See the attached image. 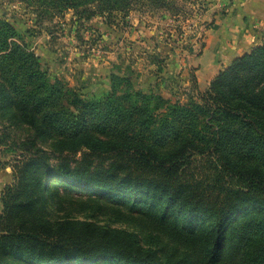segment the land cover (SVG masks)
<instances>
[{"label":"trees","instance_id":"obj_1","mask_svg":"<svg viewBox=\"0 0 264 264\" xmlns=\"http://www.w3.org/2000/svg\"><path fill=\"white\" fill-rule=\"evenodd\" d=\"M44 1L111 12L137 0ZM0 31V102L11 117L43 133L49 122L82 120L66 135L77 158L12 163L0 193V264H248L250 231L264 236V35L198 103L156 111L137 91L115 104L106 102L113 93L84 101L63 87L56 95L14 28Z\"/></svg>","mask_w":264,"mask_h":264},{"label":"rangeland","instance_id":"obj_2","mask_svg":"<svg viewBox=\"0 0 264 264\" xmlns=\"http://www.w3.org/2000/svg\"><path fill=\"white\" fill-rule=\"evenodd\" d=\"M230 3L137 0L127 10L110 12L95 4L56 10L47 8L44 0H0V25L8 23L14 28L15 41L34 55L39 71L57 86L56 95L63 87L84 101L104 100L113 93L106 102L115 104L137 91L144 95L140 103L163 111L168 105L198 103L200 95L209 90V85L204 90L199 87L196 57L214 16L225 13ZM67 99L64 93L60 103L65 105ZM101 109L94 110L96 117L88 116L89 125L99 122L97 110ZM11 111L0 102V193L10 180L15 159L34 154L51 161L61 153L69 159L81 154L66 150L72 139L66 135L73 127H82L81 119L71 128L62 120L49 122L58 133L52 129L43 133L45 128L36 132L12 118ZM244 254L248 264H264V236L251 230Z\"/></svg>","mask_w":264,"mask_h":264},{"label":"crops","instance_id":"obj_3","mask_svg":"<svg viewBox=\"0 0 264 264\" xmlns=\"http://www.w3.org/2000/svg\"><path fill=\"white\" fill-rule=\"evenodd\" d=\"M225 13L214 16L204 46L196 57V78L204 90L232 59L247 53L264 32V0H230Z\"/></svg>","mask_w":264,"mask_h":264}]
</instances>
